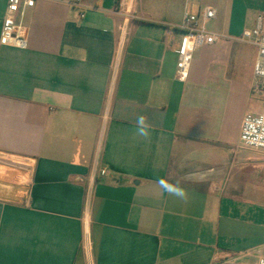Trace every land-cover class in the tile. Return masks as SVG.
I'll use <instances>...</instances> for the list:
<instances>
[{
	"label": "crops",
	"instance_id": "0c3cea01",
	"mask_svg": "<svg viewBox=\"0 0 264 264\" xmlns=\"http://www.w3.org/2000/svg\"><path fill=\"white\" fill-rule=\"evenodd\" d=\"M71 1L36 0L18 17L28 47L0 43V264L263 256V225L234 202L264 169V151L240 140L244 115L262 99L252 90L257 48L240 37L264 15V0H129V14L119 12L122 0H82V19ZM206 6L217 11L219 38L195 51L181 80V35L167 27L185 7ZM242 44L252 60L249 81L238 84L226 75ZM142 114L147 138L136 131ZM160 178L184 198L162 190Z\"/></svg>",
	"mask_w": 264,
	"mask_h": 264
},
{
	"label": "built area",
	"instance_id": "2783aa9c",
	"mask_svg": "<svg viewBox=\"0 0 264 264\" xmlns=\"http://www.w3.org/2000/svg\"><path fill=\"white\" fill-rule=\"evenodd\" d=\"M129 2V0L121 1L119 10L121 14L130 13ZM35 4L36 0H8L0 38L1 45L19 49L28 47L29 28L19 21L18 17H23L26 8L34 7ZM70 5L79 10L81 19L85 17L86 11L80 9L82 0H73ZM216 17L217 11L212 7L206 6L198 12H193L190 8L185 7L182 22L179 25L167 27L168 36H173L176 33L181 35L177 48V74L181 80H186L189 77L195 51L206 45L214 44L218 40L219 35L207 28L208 23ZM240 41L252 44L257 48V57L253 69L254 82L252 90L254 92L264 85V15L258 16L254 28L244 30ZM240 140L248 148L264 151V112H248L244 115ZM108 174L109 172L106 169L100 171L102 176ZM88 245L89 242H84L86 249H88ZM213 264L230 263L215 262ZM252 264H264V256L258 257Z\"/></svg>",
	"mask_w": 264,
	"mask_h": 264
},
{
	"label": "rangeland",
	"instance_id": "374dc122",
	"mask_svg": "<svg viewBox=\"0 0 264 264\" xmlns=\"http://www.w3.org/2000/svg\"><path fill=\"white\" fill-rule=\"evenodd\" d=\"M207 28L211 32H217L218 27L215 22L211 21L208 23ZM247 28L252 29L254 27L249 25ZM241 52L242 58L240 59V63H234V65L231 67V69H229L226 75L228 78L227 80H235L238 84L242 82L247 83L249 81L250 63L252 60V50L249 45L242 44ZM227 84L228 83L222 81H219V83H217L220 88L226 89L228 88ZM229 84L233 85L234 82H229ZM253 93H255L254 95L256 97L261 96L262 99L257 100L256 98L251 102V112H264V85L261 89L255 90ZM252 179L253 181L256 180L258 184L254 186L252 184L249 185L246 192L236 196L237 199L234 204L237 205V209H239L238 211L244 214L245 219L256 221L264 227V169L261 170V174L259 173ZM251 262H247V264H251Z\"/></svg>",
	"mask_w": 264,
	"mask_h": 264
},
{
	"label": "clouds",
	"instance_id": "9594fccd",
	"mask_svg": "<svg viewBox=\"0 0 264 264\" xmlns=\"http://www.w3.org/2000/svg\"><path fill=\"white\" fill-rule=\"evenodd\" d=\"M149 129H150V125L147 122V117L143 114L139 115L136 120L137 134L141 137L147 138L150 134ZM157 183L159 184L162 190L168 192L169 194L174 195L177 198H181V199L184 198L185 192L178 183L170 184L169 182L165 181L162 178L158 179Z\"/></svg>",
	"mask_w": 264,
	"mask_h": 264
}]
</instances>
